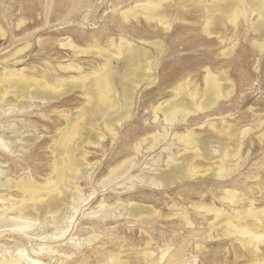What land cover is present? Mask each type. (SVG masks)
I'll return each instance as SVG.
<instances>
[{
  "label": "rangeland",
  "instance_id": "rangeland-1",
  "mask_svg": "<svg viewBox=\"0 0 264 264\" xmlns=\"http://www.w3.org/2000/svg\"><path fill=\"white\" fill-rule=\"evenodd\" d=\"M145 1L0 0V76L5 71L17 70L39 81L46 77L51 84L65 78L73 82L71 86L57 89L55 94L60 93L45 101L27 97L35 89L34 86H27L18 99L27 103V108L24 106L22 111L11 106L8 100L0 101V135L12 144L7 150L0 147V168L5 171L0 180L6 184V187H0V194L21 199V192L10 187L9 181L28 180L29 175L42 185L48 179L52 180L56 174L54 165L57 155L67 159L66 155L54 151L56 141L67 128L66 123L67 126L73 123L83 112L89 115L81 124L83 135H92V138L80 137L77 144H73L79 164L77 162L75 166V174L70 175L72 181L67 178L69 187L66 190L76 192L78 188L74 187L80 186L86 200L77 210L67 234L54 235L57 232L50 225L29 231L33 233L36 230V235L6 232L0 236V248L3 243L19 244L25 246L32 256H40L51 264H99V261L108 262L111 253H121L122 264H171L174 255L160 261V251L168 249L173 242L174 252L181 249L186 257V263L180 264H264V243L260 244L259 249L253 245H242L238 240L240 234L226 224L232 218L234 223L238 222L240 217L237 210L244 212L249 208H264V50L256 45L264 39V30L254 28L258 14H250L249 21L240 17L235 25L226 22L225 26L216 27L217 31L211 35L203 31V17L193 8L181 5L180 0H163L170 2V6L166 7L173 21L170 28L148 20L142 14L128 19L121 16L122 11ZM121 38L139 49L149 48L152 54L150 60L145 59L139 66L133 63V66L131 55L117 53ZM152 42L162 43L165 51H160L158 44ZM25 46H28L27 49ZM72 62L79 68L60 67V64L66 66ZM106 64L113 68L119 91L115 95L118 106L113 102L108 104V101L98 105L101 101L96 98L98 88L93 82ZM136 69L144 74H154L150 81H144L136 88L131 100L134 107L128 117L112 127L111 133L110 127H107L112 123L109 120L123 112L125 106L119 90L120 82L126 72ZM208 69L215 76H222L219 82L232 85L233 90L229 96L219 97L216 104L197 110L195 106L207 94ZM75 77L78 79L72 81ZM182 83L187 86L181 88L179 85ZM84 85L86 89H82ZM67 89L69 91L66 93ZM182 89L185 101L188 105L194 104L195 110L192 109L185 120L181 119L179 113L176 122L166 124L164 113L159 110L156 115L154 111L167 106L173 98L174 101L179 99L181 95L177 92ZM8 95L6 99L15 98L13 93ZM187 129L202 139L200 152L187 148L177 140L176 135L186 134L189 132ZM164 132L168 137L155 144L153 135ZM169 144L172 150H168ZM138 145L140 150L137 151ZM192 155L195 156L190 160ZM130 159L133 164L126 165L129 170L123 176L107 181L108 172L115 167L125 166ZM171 166H183V172L170 186L149 185V182L138 180L137 175H159ZM130 174H134V177ZM129 175L135 184L131 185ZM103 179L107 181L104 187L101 184ZM228 190L238 192L237 198L240 196L234 204L222 198L227 197ZM102 200L111 207H117V214L123 208L116 205L123 203L127 206L146 205L154 213L146 214L143 218L122 215L103 219L101 212L92 213L101 209L99 205ZM1 202L0 207L3 206ZM196 205L222 210H219L220 213H207L201 208L196 209ZM184 213L189 215L190 225L183 217ZM262 217L259 227L264 229V214ZM93 229L100 233L95 244L85 242L76 250L70 242L67 243L72 234L74 239L86 240L94 232ZM64 246L76 251L69 261L62 254ZM39 248L43 249L42 252ZM54 250L60 251L56 253ZM150 253L153 257L148 261L146 257ZM51 254L54 255L52 259Z\"/></svg>",
  "mask_w": 264,
  "mask_h": 264
},
{
  "label": "bare ground",
  "instance_id": "bare-ground-1",
  "mask_svg": "<svg viewBox=\"0 0 264 264\" xmlns=\"http://www.w3.org/2000/svg\"><path fill=\"white\" fill-rule=\"evenodd\" d=\"M178 1V0H177ZM172 2V1H171ZM170 3V2H169ZM168 2H165L163 0H147L141 4L136 5L135 7L129 8L128 10L122 11L121 12V16H123L124 18L128 19L130 16H137L139 14H142L146 19L148 20H154L156 22H158L159 24H162L163 26H166V28H170L172 26V19H171V14L168 15L167 14V10L166 7L169 5ZM181 5L184 4L185 6L193 8V10L197 11L199 16L203 17V31L206 32L208 35H211L213 33H215V29L218 26H225L226 22H230V23H236L237 20L240 17H243L245 20H251L250 14L253 13H257L258 14V21L254 24V28L255 29H259V30H264V0H180ZM172 4V3H171ZM174 5V4H173ZM170 6V5H169ZM181 7V6H180ZM181 11V10H180ZM177 12V11H176ZM169 13V12H168ZM194 13V11H193ZM195 14V13H194ZM252 16V15H251ZM173 17V16H172ZM181 17V16H180ZM184 17V16H183ZM66 21V20H65ZM190 21V20H189ZM188 21V22H189ZM19 23V22H18ZM253 23V22H252ZM251 24V23H250ZM62 25V24H61ZM235 25V24H234ZM252 25V24H251ZM258 31V30H256ZM220 34V33H219ZM225 36V35H224ZM262 39V37H261ZM69 40V39H68ZM67 41V40H66ZM65 42V41H64ZM163 42V41H162ZM68 43V42H67ZM120 44H118V51L117 53H128V55H131V62L132 64H137L139 66L140 63H142L145 59H149L151 54V51H149L147 49H145L144 47H142L141 49L137 47H134L132 45V43L128 42V40H126L125 38H121ZM253 43V42H252ZM113 44V43H112ZM152 44H158L157 48L162 51L164 50V46L162 45V43H157V42H152ZM160 44V45H159ZM28 45V44H27ZM65 45V44H64ZM75 44H73L74 46ZM126 45V46H125ZM253 45V44H252ZM257 47H259V49L261 48V50H264V39L260 42L256 43ZM29 46V45H28ZM28 46H25V48L27 49ZM125 47V48H124ZM256 47V46H255ZM77 48V47H75ZM82 48V47H81ZM98 48V47H97ZM25 49V50H26ZM157 49V50H158ZM19 50V49H18ZM24 50V49H22ZM20 49V51H22ZM103 50V48H102ZM107 50V49H105ZM82 51V50H81ZM86 51V50H85ZM165 51V50H164ZM87 52V51H86ZM91 52V51H90ZM93 52V51H92ZM99 52V51H98ZM102 52V51H100ZM105 52V51H103ZM108 55H109V51ZM15 53V52H14ZM81 53V52H80ZM101 54V53H100ZM105 54V53H103ZM112 54V53H110ZM102 55V54H101ZM107 55V54H106ZM113 55V54H112ZM126 55V54H125ZM104 56V55H103ZM110 56V55H109ZM114 56V55H113ZM112 56V57H113ZM111 57V58H112ZM126 57V56H125ZM109 58V57H107ZM117 58V57H116ZM128 58V57H127ZM126 58V59H127ZM110 59V58H109ZM123 59V58H122ZM130 60V58H129ZM150 60V59H149ZM110 61L112 62V60H108V62L110 63ZM127 61V60H126ZM125 61V62H126ZM129 62V61H128ZM127 62V63H128ZM126 63V65H127ZM149 63V62H148ZM133 64V66H135ZM62 64H60L61 68H79V65L75 64V63H70L69 65L66 66H61ZM107 65V64H106ZM100 66V68H102V70L100 69L99 74L95 75V81L92 79L91 81H94L93 84H96L97 88H98V93L96 98L98 97L99 100L101 101L98 105L100 106V104L103 102V104L107 103L110 104V102L114 103L115 106H118L117 103V99L118 97H115V95L117 93H119V91H117V86H116V82H115V77L113 74V71L111 68V65H107V66ZM130 65V64H129ZM128 65V66H129ZM148 65V64H147ZM115 66V65H113ZM112 66V67H113ZM142 66V65H141ZM145 66V65H144ZM149 66V65H148ZM82 67V66H81ZM80 67V68H81ZM128 68V67H127ZM130 68V66H129ZM128 68V70H129ZM139 68V67H138ZM151 68V66H150ZM82 69V68H81ZM146 69V68H145ZM6 70V69H4ZM96 70V69H95ZM141 70V69H140ZM209 70V69H208ZM145 71V70H142ZM146 72V71H145ZM209 73V74H208ZM208 77L206 79L207 82V88H206V97L204 100L201 101L200 99V103L198 102V104L195 106L196 109H203L206 107H210L214 104H216L217 100L219 97L221 96H229L232 92V85H225L219 82V79H221L222 76H215L214 73H211V71H208ZM152 74V72L150 73ZM154 74V73H153ZM152 74V75H153ZM152 75H148V74H144V72H140L139 69L136 70H131L130 72H126L124 74V77L122 78L123 81H119L121 84V88L120 90V94L123 98V101L125 102V106L123 107L124 111L121 112L118 116H116L114 119L109 120V122H112L111 124H108L107 122V127H110L111 129V133L113 131V126L116 123H120L123 119H125L126 117H128L129 113L132 110V102L131 100L133 99L134 96V92L136 90V88H138V86L140 85V83H143L144 81H150L151 80V76ZM94 76V75H93ZM118 77V76H117ZM89 78V77H88ZM206 78V77H205ZM61 79V78H60ZM74 79V80H73ZM72 81H75L78 79V77L73 78ZM85 79V77H84ZM32 80V82L29 83V81ZM119 80V79H118ZM117 80V81H118ZM154 80V79H152ZM89 81V80H88ZM67 81L66 78L65 79H61L58 83H49L48 80L46 79V77H44V79L42 80H37L36 78L32 77L30 78L29 76L25 75L22 71H17V70H12V71H5L3 76H0V101H7L11 102V106L13 105L14 107H16L18 110H21L25 104L27 103H23V102H19L18 99L20 98V96L22 95L23 90L26 89L27 86L31 87L34 86L35 89L31 90V94L30 96L27 95V97H30L31 99H41L43 101H45L46 99H51V98H55L57 95L55 92L57 89H60L62 87H68L71 86V84H73V82ZM78 82V81H77ZM76 82V83H77ZM83 82H86L83 80ZM186 82V80H185ZM32 83V84H31ZM187 83V82H186ZM83 84V83H82ZM118 84V82H117ZM180 84V83H179ZM178 84V85H179ZM188 84V83H187ZM86 85V84H85ZM85 85L82 86L85 88ZM142 85V84H141ZM75 85H73L72 87H74ZM95 86V85H94ZM181 88L182 86H187L185 85V83L179 85ZM71 87V89H72ZM13 88V89H12ZM92 88V87H91ZM90 88V89H91ZM94 89L96 87H93ZM96 88V89H97ZM180 88V89H181ZM12 89V90H10ZM86 89V88H85ZM89 89V88H88ZM87 89V90H88ZM93 89V90H94ZM178 89V87H177ZM187 89V88H186ZM27 90V89H26ZM73 90V89H72ZM65 91V90H63ZM69 91V89L66 90V93ZM85 91V90H84ZM91 91V90H88ZM190 92V91H189ZM12 94L13 96H15V98H11V99H6L7 96H9L8 94ZM92 93V92H90ZM178 95L180 94L181 97L177 100L174 101L175 98H173V101L168 102L169 104L165 107L162 108H157L155 109V113L157 114V111H162L164 114V119L166 124H172L174 122H176L179 117V113L181 114V119L185 120L186 116L189 114V112L193 111L192 109H194V104H190L188 105V102L185 101V97H184V92L183 89L177 92ZM176 93V94H177ZM89 94V93H88ZM62 96V94H60ZM59 95V96H60ZM87 95V94H86ZM95 95V94H92ZM177 95V96H178ZM60 96V97H61ZM120 96V95H119ZM176 96V97H177ZM114 97V99H112ZM195 97V95H194ZM24 98V97H23ZM91 98V97H90ZM189 98V97H188ZM92 99V98H91ZM187 99V98H186ZM194 99V98H192ZM22 100V98H21ZM26 100V99H25ZM189 100V99H187ZM27 101V100H26ZM122 101V100H121ZM191 101V100H189ZM193 101V100H192ZM194 102V101H193ZM3 103V102H2ZM88 103V102H87ZM97 103H98V99H97ZM134 103V102H133ZM91 104V103H90ZM120 104V103H119ZM89 105V104H88ZM102 105V104H101ZM95 106V105H94ZM98 106V107H99ZM106 106V105H105ZM121 106V105H120ZM198 106V107H197ZM26 107V106H25ZM93 107V106H92ZM107 107V106H106ZM111 108L113 107L112 105L110 106ZM109 107V108H110ZM161 107V106H160ZM13 108V107H12ZM27 108V107H26ZM101 108V107H100ZM4 109V107L2 108ZM24 109V108H23ZM108 109V108H107ZM114 109V108H113ZM91 110V109H90ZM103 110V109H102ZM110 110V109H109ZM118 110V109H116ZM195 110V109H194ZM3 111V110H2ZM22 111V110H21ZM80 111V110H79ZM97 111V108L96 110ZM112 112V111H111ZM196 112V111H194ZM97 113V112H96ZM105 113V111H104ZM108 113V112H107ZM80 114V113H78ZM66 115V114H65ZM74 115V114H73ZM102 115V114H100ZM156 115H154V117L156 118ZM89 115H86L85 112L81 113L77 120L74 121L73 123H70L67 126L66 123V129L62 131V133L59 135L58 141H56V145L54 146V151H58L60 152L62 155H66L67 159H64L63 157L57 155V159H56V163H55V171L56 174L52 177L51 179H48V181L46 182L45 185H42L41 183H38L37 181H35V179L32 176H28V180H22L19 182H14V181H9L10 183V187H14L16 188L18 191L21 192L22 194V198L21 199H15L12 198V196H10V194L8 195H3L0 194V200H2L3 202V206L0 207V236H3L4 233H13V232H22V233H26L28 235L31 234H37L36 230H34V232H29L32 229H35V227H43V226H47L50 225L52 226L54 232L56 231L57 233H54V235H60V236H65L67 234V232L69 231V227L71 226L74 216H76V212L79 209V207L82 205V203L86 200L84 199V195L82 193V190L76 186L74 188H78V191H74L72 192V190H70L68 192V190H66L69 186L66 183L67 178L69 177V179H73L70 178V175H74L76 172L75 166L77 165V162L79 164V158L76 159V152L73 144H77V140H79L80 137L85 138H92V135H87L89 133H86V136L83 135V126L81 125L84 121H86V118ZM92 116V115H91ZM95 116V115H94ZM103 116V115H102ZM106 116V115H105ZM98 117V116H97ZM90 118V117H89ZM68 119V118H67ZM76 119V118H75ZM93 119V118H92ZM157 119V118H156ZM163 119V120H164ZM95 120V119H94ZM89 121V120H87ZM180 121V120H179ZM67 122V121H66ZM93 122V121H92ZM4 123V122H3ZM87 123V122H85ZM90 123V122H89ZM97 123V121H96ZM261 123V121H260ZM94 124V123H92ZM122 124V123H121ZM120 124V125H121ZM237 124V123H236ZM88 125V124H86ZM106 125V124H105ZM211 125V124H210ZM245 125V124H244ZM89 126V125H88ZM167 126V125H166ZM241 126V125H240ZM259 126V125H258ZM164 127V126H163ZM214 127V126H213ZM231 127V126H230ZM86 128V127H85ZM87 129V128H86ZM91 129V128H90ZM233 129V128H232ZM240 129V128H239ZM61 130V129H60ZM83 130V131H82ZM88 130V129H87ZM86 130V131H87ZM165 130V129H164ZM188 130V129H187ZM186 130V131H187ZM95 131V130H94ZM163 131V130H162ZM189 131V130H188ZM231 131V130H230ZM229 131V132H230ZM61 132V131H60ZM91 134V131H89ZM93 132V130H92ZM247 132V131H246ZM94 133V132H93ZM96 133V132H95ZM100 133V132H99ZM161 133V132H160ZM170 133V131H169ZM116 134V133H115ZM171 134V133H170ZM183 134V133H182ZM180 134V135H176L177 136V140L184 143L185 146L187 148L190 149H194V151L199 150L201 147V144L203 143L202 139H199L198 137H196L194 134V132L189 131L186 134ZM234 134V131H233ZM236 134V133H235ZM248 134V133H247ZM54 135V134H53ZM174 135V134H173ZM101 138V135H99ZM106 136V135H105ZM116 136V135H115ZM230 136H231V132H230ZM104 137V134L102 135V138ZM168 137L167 133L164 132L163 134H154L153 138H154V142L155 144L159 143L161 140H164ZM20 138V137H19ZM57 138V137H56ZM82 138V139H83ZM94 138V136H93ZM98 137L94 138L97 139ZM99 138V139H100ZM237 138V137H236ZM97 139V140H99ZM10 140V139H9ZM22 140V138H21ZM34 140V139H33ZM55 140V138H54ZM53 140V142H54ZM57 140V139H56ZM84 140V139H83ZM240 140V139H239ZM13 141V140H12ZM17 141V139H16ZM87 140H85L84 142H86ZM144 141V140H143ZM235 141V140H234ZM8 141V139L6 140L4 138V136L0 135V147H3L4 149H10L12 147V144H10ZM81 142V141H80ZM88 142V141H87ZM99 143V142H98ZM82 143H80L81 145ZM153 144V143H152ZM212 144V143H211ZM72 145V146H71ZM79 145V144H78ZM77 145V147H78ZM79 145V146H80ZM170 145V144H169ZM173 145V144H172ZM214 145V144H212ZM151 146V145H150ZM161 146V145H160ZM176 146V145H173ZM206 146V145H204ZM210 146V145H209ZM217 146V145H216ZM23 147V146H22ZM137 147V151L140 150V146H136ZM153 147V146H152ZM150 147V148H152ZM158 147V146H157ZM166 147V146H165ZM178 147V146H177ZM20 148V147H19ZM51 148V147H50ZM167 148V147H166ZM203 148V147H202ZM23 149V148H22ZM25 149V148H24ZM23 149V150H24ZM79 149V147H78ZM189 149V150H190ZM205 149V148H204ZM83 150V149H81ZM145 150V149H144ZM168 150H172V146H168ZM186 150V149H185ZM209 150V149H207ZM217 150V149H216ZM195 151V152H196ZM211 151V150H209ZM225 151V150H224ZM234 151V150H233ZM53 152V149H52ZM56 152V153H58ZM81 152V151H80ZM83 152V151H82ZM81 152V153H82ZM190 152V151H188ZM200 152V150H199ZM222 152V151H221ZM229 152V151H228ZM141 153V152H140ZM198 153V152H197ZM205 153V152H204ZM203 153V154H204ZM218 153V151H217ZM213 154V152H212ZM225 154V153H224ZM54 155V154H53ZM209 155V154H208ZM227 155V154H226ZM65 156V157H66ZM75 156V157H74ZM195 155H192L190 160H193L192 157H194ZM196 156H198V154H196ZM200 156V154H199ZM78 157V156H77ZM137 157V155H136ZM167 157V156H166ZM170 156H168L169 158ZM186 157V156H185ZM190 157V156H189ZM211 157V156H210ZM226 157V156H225ZM239 157V156H238ZM81 158V157H80ZM171 158V157H170ZM157 159V158H156ZM159 159V158H158ZM85 160V159H84ZM131 161L128 163L126 161L127 164H124L125 166L123 167H115L114 169H112L110 172H108L109 178L107 181L110 180H114L117 179L121 176H123L124 173H126L129 169H126V165L128 164H133V160L130 159ZM173 160V159H171ZM179 160V159H178ZM189 160V159H188ZM222 160V159H221ZM228 160V159H227ZM224 161V160H223ZM173 162V161H172ZM222 162V161H221ZM124 163V162H123ZM184 163V162H183ZM224 163V162H222ZM53 164V163H52ZM82 164V161H81ZM85 164H89L87 162H85ZM172 164V163H171ZM186 164V163H185ZM225 165V164H224ZM223 165V166H224ZM229 165V164H228ZM89 166V165H87ZM95 166V165H94ZM184 166V165H183ZM183 166H179V167H172L169 170H165L163 172H161L159 175H152L153 176H149L146 173H143L142 175L140 174V176L137 175L138 180H140L141 182H149V185H155V186H170L178 177H180L182 175L183 172ZM170 167V166H169ZM185 167V166H184ZM188 167V166H187ZM187 167L185 169H187ZM225 167V166H224ZM128 168V167H127ZM195 168V167H194ZM95 169V168H94ZM184 169V170H185ZM197 169V168H196ZM195 170V169H194ZM219 170V169H218ZM223 170V169H222ZM82 171V170H81ZM92 171V170H91ZM188 171V170H187ZM224 171V170H223ZM226 171H228L226 169ZM70 172V173H69ZM94 172V171H93ZM186 172V171H185ZM189 172V171H188ZM5 171L3 170V168H0V177L1 174L4 175ZM142 173V172H141ZM221 173V171H220ZM136 174V173H135ZM156 174V173H155ZM224 174V173H223ZM52 175V174H51ZM93 175V174H92ZM131 175V174H130ZM129 175V179L131 180V177ZM133 175V176H132ZM131 176L134 177V174H132ZM190 175V174H189ZM187 175V176H189ZM218 175V174H217ZM78 176V175H77ZM128 176V175H127ZM186 176V177H187ZM191 176V175H190ZM193 176V175H192ZM216 176V175H215ZM220 176V175H219ZM221 176H223L221 174ZM126 177V176H125ZM136 178V177H135ZM224 178V177H223ZM75 179V177H74ZM183 179V178H182ZM76 180V179H75ZM125 180V179H124ZM72 181V180H71ZM70 181V182H71ZM103 184L102 187L105 186L107 181L101 180ZM131 182V185L135 184L133 180L129 181ZM179 182V181H178ZM73 183V182H72ZM76 183V182H75ZM125 183V182H124ZM70 184V183H69ZM108 184V183H107ZM123 184V183H122ZM121 185V184H119ZM130 185V186H131ZM6 187V184L4 182H2V180H0V187ZM72 186H74L72 184ZM129 186V187H130ZM134 187V186H133ZM9 188V187H8ZM75 190V189H74ZM123 190V189H122ZM234 191V190H233ZM233 191H226V195L227 197H222L227 201L232 202L233 204L237 201L236 199H239L240 196L237 198L238 196V192H233ZM94 191H92L91 193H93ZM87 194V193H86ZM90 194V193H89ZM240 194V193H239ZM90 196V195H89ZM223 196V195H221ZM92 197V196H90ZM88 198V197H87ZM72 199V201H71ZM89 199V198H88ZM222 200V199H221ZM223 201V200H222ZM1 202V203H2ZM118 203V202H117ZM124 204V203H123ZM116 205V206H122L123 211H119V215L117 213H115V210L117 207H111L109 206V204L105 203L104 200L101 201L100 205L101 209L99 211L94 210L92 213L96 214V212H101L104 217H108V216H124V215H131L133 217H137V218H143L145 217L146 214H153L154 212L152 211V209L147 208L145 206H141V205H133V206H127V205ZM2 205V204H1ZM112 205V204H111ZM252 206V205H251ZM203 209L205 211H207V213L209 211H213L215 213H218L219 210L221 211L222 209H216L215 207H207V206H202V205H196V209ZM200 209V210H201ZM249 211H238V217L239 220L238 222L234 223L232 221V219L227 222L226 224L234 231V232H238L240 235L238 236V240H240L239 242L242 245H253L254 248L259 249L260 244L263 242L264 243V229L260 228V222L262 217V214H264V208L261 210H255L253 208H249ZM119 210V209H117ZM241 210V209H240ZM204 211V212H205ZM75 213V215H74ZM89 213V212H88ZM220 213V212H219ZM50 215V216H48ZM85 215V214H84ZM88 215V214H86ZM220 215V214H219ZM222 215V214H221ZM227 215V214H226ZM241 215V216H240ZM147 216V215H146ZM218 216V215H217ZM236 216V215H235ZM183 217L186 219L187 224H191L189 218V215L187 216L186 213H184ZM216 217V216H215ZM219 217V216H218ZM231 218V217H230ZM235 221V220H234ZM258 225V226H257ZM73 226V225H72ZM93 228V227H92ZM37 229V228H36ZM228 229V228H227ZM93 233L89 236H87L88 238L86 240H80L78 239H74L73 234L72 236H70L69 240L67 243H71V246L76 247L78 250L80 247H82L83 244H85V242H87V244H92L100 238V233H97V231H95L93 229ZM226 231V229H225ZM227 232V231H226ZM229 232V231H228ZM233 232V233H234ZM6 233V234H7ZM148 233V232H147ZM43 234V233H41ZM225 234V233H224ZM223 234V235H224ZM230 234V232H229ZM149 235V234H148ZM226 235V234H225ZM228 235V234H227ZM232 235V233L230 234ZM43 235H40V237ZM152 236V235H151ZM210 236V235H209ZM69 237V236H68ZM76 238V237H75ZM153 239V238H152ZM86 244V245H87ZM95 244V243H94ZM167 244V243H166ZM169 244V243H168ZM167 244V245H168ZM175 243L171 242V244L168 245V249H162L160 251L161 253V259L160 261H162L165 257L170 256L171 254L174 255V258L171 259V264H180L181 262L186 263L185 258H184V254L181 251V249L176 250V252H174V250L172 249ZM147 245V244H146ZM164 245V244H163ZM34 246V245H33ZM145 246V245H144ZM197 246H199V244H197ZM65 247V246H64ZM68 247V246H66ZM65 247V248H66ZM148 247V246H147ZM162 247V246H161ZM35 248V247H34ZM43 248V247H42ZM41 248V249H42ZM52 248V247H51ZM49 250H52V249ZM57 248V247H56ZM63 249V256L66 258V261L68 259H71L73 257V254L76 253V251L74 250H68L69 248ZM39 248V250H41ZM55 249V248H54ZM58 249V248H57ZM148 250L151 251V249L147 248ZM146 249V250H147ZM33 250V248H32ZM43 250V249H42ZM41 250V252H42ZM160 250V248H159ZM173 250V253H172ZM53 251V250H52ZM60 250H54V252H58ZM33 252V251H32ZM40 252V253H41ZM47 252V251H46ZM37 253V252H36ZM45 253V252H44ZM53 253V252H52ZM78 253V252H77ZM111 253V252H109ZM148 253V251H147ZM39 255V253H37ZM42 254V253H41ZM45 255V254H44ZM43 255V256H44ZM61 255V254H60ZM42 256V255H41ZM54 255L51 254V259L53 258ZM192 256V255H191ZM62 257V256H61ZM63 257V258H64ZM151 253L150 255H147L146 258H148L149 260H152ZM45 258V257H44ZM60 258V257H59ZM64 258V260H65ZM109 261L101 263V261H99V264H122L124 262H122L121 259V253H117V254H113L111 253L108 256ZM156 259V258H155ZM158 259V258H157ZM156 259V260H157ZM75 260V259H74ZM159 260V259H158ZM69 261V260H68ZM80 260H77V262ZM98 261V260H97ZM22 263V262H27L29 264H51L48 262H45L43 260V258H40V256H32L28 249L25 246H21L19 244H11L6 243V244H1V248H0V264H16V263ZM74 262V261H72ZM76 262V261H75ZM151 262V261H150ZM155 262V260L153 261ZM63 264V263H61ZM69 264V263H68Z\"/></svg>",
  "mask_w": 264,
  "mask_h": 264
}]
</instances>
